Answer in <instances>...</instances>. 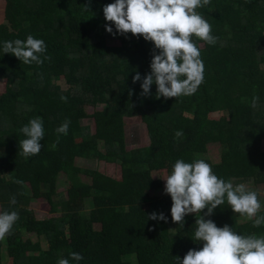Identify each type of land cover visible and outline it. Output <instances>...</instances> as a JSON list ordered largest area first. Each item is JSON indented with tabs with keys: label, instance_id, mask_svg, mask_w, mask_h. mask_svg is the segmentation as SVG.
Segmentation results:
<instances>
[{
	"label": "trees",
	"instance_id": "trees-1",
	"mask_svg": "<svg viewBox=\"0 0 264 264\" xmlns=\"http://www.w3.org/2000/svg\"><path fill=\"white\" fill-rule=\"evenodd\" d=\"M24 1L41 15L47 0ZM114 2L54 0L49 11L51 28L38 39L78 50L52 58L47 49L51 76L36 63L19 61L5 69L0 60V81L6 80L10 90L0 94V212L19 214L11 235H6L10 264H57L72 252L83 259L70 264H178L177 256L182 260L190 249L201 250L204 242L194 240L199 213L187 214L183 228L172 220L173 201L164 192V179L175 161H207L206 146L216 144L218 162L208 164L218 178L241 179L240 157L246 155L264 168V0H210L196 9L218 39L210 45L192 36L204 64V80L194 94L177 98H157L155 83L151 94L142 96V80L133 83L137 72L142 78L151 72L153 52L160 50L143 36L130 32L114 36L106 31L105 25L116 31L103 13L104 6ZM4 41L10 39L0 26V54ZM58 77L65 80L67 89L57 84ZM254 96L259 97L256 108L251 106ZM98 105L104 108L91 116L86 113L87 107ZM220 108L225 120L208 117ZM37 116L43 118V146L26 158L20 154L19 142L27 137L20 129ZM90 117L94 133L82 123ZM134 117L145 125L147 145L126 150L125 118ZM66 118L71 123L65 136L56 129ZM177 131L183 135L176 137ZM77 157L117 162L120 179L79 167ZM157 171L165 177L153 178ZM81 176L90 183L84 184ZM252 180L264 183V172L255 173ZM59 184L79 191L91 201L92 209L72 213L64 203L55 202ZM32 194L49 205L50 214L60 216L30 221ZM12 196L15 205L10 204ZM258 200L263 204L258 215H264V202ZM153 212H162L167 223L149 220ZM241 217L225 201L205 219L220 228L228 225L240 235H264V225L253 227L254 218L241 222ZM23 235L34 236L38 242ZM39 241L46 243V250ZM3 256L0 246V264Z\"/></svg>",
	"mask_w": 264,
	"mask_h": 264
},
{
	"label": "clouds",
	"instance_id": "clouds-1",
	"mask_svg": "<svg viewBox=\"0 0 264 264\" xmlns=\"http://www.w3.org/2000/svg\"><path fill=\"white\" fill-rule=\"evenodd\" d=\"M209 3L210 0H115L104 6V17L114 23L116 30L114 32L113 27L105 25L108 33L115 36L130 32L137 37L143 36L160 50L159 54L153 52L150 73L142 78L137 72L132 77L133 83L142 80V96L151 94L153 83L157 86V98L189 96L198 90L204 80V64L192 36L210 45H215L218 39L212 35L211 25L196 11ZM85 8L89 11V6ZM46 50L45 41L33 35H28L26 40L3 42V52L14 55L24 64L42 65L50 59L45 55ZM182 76L186 78L180 79ZM61 100L67 102V97L61 96ZM258 101L259 97L254 96L251 106L256 108ZM70 123L66 118L56 132L66 136ZM20 131L27 137L19 142L20 154L26 158L38 154L45 136L43 118L31 119ZM182 135V131L175 133L176 137ZM164 180V192L173 201V222L183 228L187 214L199 213L194 240L204 242L201 250L190 249L182 260L177 256L178 264H264V235H240L228 225L220 228L211 219H205L227 201L234 213L246 215L250 220L254 218L253 227L264 225V215H258L261 203L256 191L246 190L243 183L234 186L231 180L218 178L204 160L186 163L178 159L172 173ZM15 183L22 184L23 181L16 180ZM16 203L15 196H12L10 204ZM204 209L207 211L201 215ZM18 219L17 211L0 212V240L11 235ZM148 219L167 223L162 212H153ZM82 259L81 254L72 252L70 258H60L57 264H70V261Z\"/></svg>",
	"mask_w": 264,
	"mask_h": 264
},
{
	"label": "rangeland",
	"instance_id": "rangeland-1",
	"mask_svg": "<svg viewBox=\"0 0 264 264\" xmlns=\"http://www.w3.org/2000/svg\"><path fill=\"white\" fill-rule=\"evenodd\" d=\"M54 0H47L44 2V10L41 15L33 12L32 9H29L26 6L24 0H0V26H4L8 33L10 41H14L16 39L26 40L28 35H33L34 38L38 39V36L43 33L46 29L51 28L50 19V9L53 7ZM237 21V19H234ZM47 45V49L52 55V58L62 54V53H71L78 50L76 46L70 47H56L53 42H49ZM202 49V45L200 46ZM51 59V58H50ZM0 60L4 63L5 69H9L12 64L19 62L17 57L12 54L1 52ZM50 61V60H49ZM49 61L45 60L42 64V70L44 73L49 74L51 76V70L49 65ZM46 62V63H45ZM57 84L62 89H67L68 85L62 77H58L55 79ZM9 86L6 83V80L0 81V94L9 92ZM104 108V105H98L97 107H87L86 113L91 116L95 111L101 110ZM184 115L187 116L186 113ZM210 119L215 120H225L224 110L220 108L217 112L211 113L208 115ZM83 125H89L91 128V132L95 131L94 120L90 117L83 120ZM146 129L145 125L141 122L139 117L134 118H125V148L126 150L138 148L147 145L146 138ZM76 140L78 144L82 142V138L79 134L76 135ZM102 148V147H101ZM103 149V148H102ZM261 150L264 151V140L261 141ZM206 163H217L219 159V147L216 144H210L206 146ZM76 164L79 167L96 170L98 172L104 173L106 175L111 176L112 178L119 180L121 176L120 167L117 162H107L100 161L96 158L91 159H82L80 157L76 158ZM241 164V175L242 178L239 180L231 179V182L234 186L243 183L246 186V190H255L258 194V197L261 202H264V183L253 182L252 175L255 173L264 172V168H259L255 166L254 159L251 155H246L240 157ZM153 178H163L165 175L163 171H157L152 174ZM81 181L84 184H89L90 179L88 177H80ZM156 193V192H155ZM144 196L148 195V193H143ZM55 202L64 203L65 208L69 212H84L88 213L92 209V203L90 200H84L79 191H73L69 189V185L59 184L58 190L55 197ZM263 208V204L261 205ZM29 211V220H46L52 217H59V214L52 215L50 214L49 205L36 197V195H31V203L28 208ZM238 214V213H237ZM240 216V215H239ZM249 219L246 215L240 218V221H246ZM23 239H29L32 243L38 242V239L34 236L23 235ZM8 240V236L5 239L0 240V246L2 248L3 253V263L2 264H10L9 260L6 258V241ZM41 248L43 250L47 249L46 243L44 241H39Z\"/></svg>",
	"mask_w": 264,
	"mask_h": 264
}]
</instances>
